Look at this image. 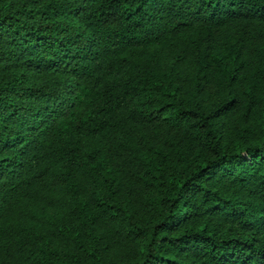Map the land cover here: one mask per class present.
I'll return each instance as SVG.
<instances>
[{
	"label": "trees",
	"instance_id": "trees-1",
	"mask_svg": "<svg viewBox=\"0 0 264 264\" xmlns=\"http://www.w3.org/2000/svg\"><path fill=\"white\" fill-rule=\"evenodd\" d=\"M0 264H264V0H0Z\"/></svg>",
	"mask_w": 264,
	"mask_h": 264
}]
</instances>
